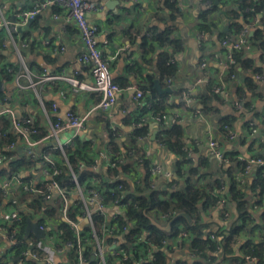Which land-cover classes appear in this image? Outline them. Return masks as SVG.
Instances as JSON below:
<instances>
[{"label":"crops","instance_id":"crops-1","mask_svg":"<svg viewBox=\"0 0 264 264\" xmlns=\"http://www.w3.org/2000/svg\"><path fill=\"white\" fill-rule=\"evenodd\" d=\"M37 1L41 0H0L6 6L8 19L14 16L18 9L26 10L31 7L33 2ZM84 1L97 7L95 11L87 14L86 19L90 25L98 28L95 39L96 46L106 61L113 82L120 87V92L116 95L115 104L108 110H93L100 100V95L82 90L74 93L71 91V85L67 80L46 83L42 86H37L35 90L30 88V79L19 63V58L16 55L9 35L4 31L0 32V38L4 40L5 44V47L2 46L3 49H0V55L3 56V61H0V67L12 68L16 74H19L17 81L13 75H10L11 80L5 79L7 78L6 76H0V82L2 83L0 92L4 96V102L0 103V117L7 115L10 125L13 120L31 117L34 125L37 123L45 133L42 136L45 138L43 144L39 145L35 142L27 144L19 137L17 131L12 126L10 127L15 137L13 152L16 153V158L30 157L34 162L32 168L22 169L24 179L33 182L44 180L35 157L42 150L52 153L54 148L64 146L67 141H75L76 138L89 141L93 145L91 152L95 156L94 160H98L100 165L99 172L103 173L106 171L110 158V150L106 147L109 135L115 136V142L119 149L122 150L128 142L132 131L137 127L146 125L147 133L144 136L145 138L143 141H139L142 154L148 159L150 165L158 164L164 173H171L175 177L174 186L171 182L173 188L181 181L177 176L178 168L185 173L192 168H197L199 171L197 184L199 186L211 185L217 181L218 188L215 189L214 194L218 196L219 189H222L225 194L228 201L227 207L230 219L225 222L221 213L215 211L214 207L208 209L206 213L202 212L203 222L208 224L206 233L224 232L234 223H239L237 205L230 199L228 186V172L233 167V164L219 165L214 161L211 157L208 141L217 142L224 153L237 152L238 159L251 158L250 151L256 148V151L259 152L258 145L260 143L264 145V50H257L251 47L248 52H244L245 57L251 59L254 65L260 69L259 74L255 75L249 72L245 75L242 69L238 67L235 78H229L226 77V69L213 58L214 55L222 58L224 53L218 33L219 31L223 32L225 27H227L225 33H228L227 35L231 37L238 36L240 31L234 34L230 22L222 13L212 15L215 22H217L216 20L219 21L216 28L211 29V31H203L205 34L204 42H202L198 37L202 31L199 28V15L204 8L197 0ZM209 1L211 3L208 8H222L223 3H225V0H218V4L214 5V0ZM55 13L58 15L57 18L54 17ZM171 13L175 15L173 20L170 19ZM262 17L264 19V15ZM250 19L249 16L245 18L243 14L240 15L238 21L242 25V29L247 24V21H251ZM259 25L260 21L257 26ZM164 31H169L171 38L182 42L183 47V50L176 53L171 60L176 71L170 77V82L167 81L168 78L162 79L160 77L155 65L157 55L165 50L170 51V48L165 45L154 44L153 51L145 54L141 52L140 48L144 37L160 34ZM253 31L254 29H251L248 34L249 37L253 34ZM23 33L26 34L24 38L21 36ZM13 39L18 46L21 42L27 43L26 48H20V54L26 69L27 66H38L43 69V75L63 74L66 78L74 79L87 85L92 84L88 68L79 61V56L84 50L82 40L75 25L65 19L61 9L53 6L46 8L32 21L28 29L13 35ZM202 60L207 62L205 70L200 67ZM30 74L32 73L30 72ZM221 74L225 80L227 98L231 102L239 101L241 108L236 109L231 103H226L219 96L222 101L215 103L218 108L217 112L212 114L205 113L201 110L198 105L199 100H197V96L204 92L201 86L209 81H217ZM258 75L261 79H257ZM245 76L253 78L256 84L254 91H249L245 88ZM149 77L153 79V88L155 79H158L161 88H171V92L168 94H159L154 89L159 96L169 95L166 100L169 106L164 115L159 116V121L155 117L156 114L144 109V100L148 95L146 94L143 99L139 100L135 97V90L133 89L134 87L139 88ZM200 78H202V81L198 83L197 80ZM31 80L35 81L37 77L35 78V75L32 74ZM46 103L50 104L48 111L45 108ZM53 104L55 108L52 107ZM68 112L75 114L77 117H86L84 130L77 132L74 129H70L58 131L56 135H52L50 124L63 121ZM143 116L146 117V121L140 123V119ZM223 117H227L231 121V130L238 135L235 141H229L225 137L223 133L224 127L223 131L220 129L219 119ZM175 122L179 123L183 128L181 137L182 150L187 160L183 164H179L182 159L178 154L173 153L165 145L156 141V136L160 130L168 129ZM249 122L255 124L257 133L253 134L249 131ZM154 134L155 139L152 140L151 138ZM132 157L127 158L124 164L132 160ZM2 168H7V164H0V169ZM137 169L136 175L142 179L146 173L145 169L140 166H137ZM3 179L4 176H0V186ZM249 180L250 178H248V183H250ZM163 182L168 181L161 179L156 183L155 187ZM22 195L24 194L19 193L18 187L14 186L8 192L7 201L4 202L2 200L0 204V260L2 264H15L16 262L13 260L18 257L13 254V247H11L7 234L3 231L5 225L1 224L7 222L8 203L16 202V205H18L16 199L19 197L21 199ZM256 198H258L257 195L250 188H247L243 193V200L247 203V211L253 222H250L249 226L239 234L231 256L241 258L243 255L242 246L248 241L255 243L263 241L262 232L264 229L259 231L258 229L256 230V227L259 226L261 228L263 224L264 202L261 200L259 205ZM27 200L26 202L20 201L17 211L23 216L30 215L31 219H28L33 221V223H36L33 217L40 213L46 216L54 215L55 212L50 213L49 208L44 206L40 212H34L29 207L31 204L29 199ZM71 200H74V197H71ZM50 205L52 204H46V206ZM167 222L166 220V222L157 223L165 226ZM44 227L46 236L43 239H37L31 233L29 238L25 239L27 248L29 250L34 249V245L41 241L51 251L54 264H76L75 258L71 257V249L62 246L61 240L58 243H50L48 245L44 243L46 240L52 241L48 236L51 231L50 228ZM221 238L220 236L219 239L221 240ZM115 240L118 243L115 250L118 251L119 245L123 240L122 236H115ZM107 242L110 244L111 241L107 240ZM111 246L109 245L108 247V256L112 255ZM166 246L171 247V250H173L168 253V258L174 261L173 264H195L197 261L196 257L186 247L177 248L172 239L165 243ZM55 247L59 248L60 251H55ZM219 248L220 251L216 255L221 253V242ZM85 251L87 254L92 252L93 245L88 244ZM112 256L118 257L116 255ZM231 256L226 253V258L219 257L217 263L230 264L231 261L228 258ZM90 257L94 259V255ZM27 260L35 264H42L41 260L37 261L32 258ZM113 264H117V260ZM242 264L254 263L245 260Z\"/></svg>","mask_w":264,"mask_h":264},{"label":"trees","instance_id":"trees-1","mask_svg":"<svg viewBox=\"0 0 264 264\" xmlns=\"http://www.w3.org/2000/svg\"><path fill=\"white\" fill-rule=\"evenodd\" d=\"M222 8L212 7L202 10L199 15V28L201 33L205 34L203 31H211V29L216 28L217 22L212 18V15L216 13H222V15L230 22V26L233 28L234 34L242 29V25L239 24V17L243 14V17L250 18L258 17L259 15H264V0H225ZM174 13V10H173ZM171 13L170 19H174V14ZM260 25L254 28L253 34L249 37V41L252 48L257 50H264V19L261 17L259 19ZM247 23V22H246ZM220 41L228 36V33H223L219 31ZM26 34L23 33L21 36L24 38ZM2 39L0 38V49H3ZM160 44L165 45L170 48V51H162L157 55L156 58V68L160 74V77L170 78L175 73L176 69L171 60L173 56L183 50L182 42L171 38L169 31H164L160 34L152 35L149 37H144L141 43V52L143 54L153 51V45ZM235 64L228 65L226 69V77L230 74H237V68L240 67L242 72L246 75L251 72L253 74H259L260 69L257 68L251 59L245 57L244 52H234L233 54ZM3 56L0 55V61ZM3 61V60H2ZM6 66L4 68L0 67V76H6L7 80H11V76L6 72ZM29 72L35 75V78L43 76V69L41 67L27 66ZM146 83V84H145ZM215 82L209 81L203 83V91L197 96L198 105L201 107L205 113H216L217 105L216 102L220 103L222 100L219 96L215 95L212 91V87ZM245 88L249 91H254L256 89V84L253 78L248 76L244 77ZM144 93L148 95L144 100L145 104L150 105L149 112L152 111L153 114H158L163 116L168 104L166 102L169 95H157L153 88V79L149 77L147 81L139 87ZM4 102V96L0 92V103ZM45 108H50V104L46 103ZM147 111V109H145ZM145 111V112H146ZM219 127L223 131L225 125L231 126V121L227 117L219 119ZM35 125L38 127V137L45 135L43 129H41L37 123ZM248 129L250 127L248 126ZM250 131V130H249ZM0 132L4 134L0 138V148L7 144L14 142V134L10 130V123L7 115L0 117ZM147 133L146 125L135 128L129 136L128 142L124 145L123 149L120 150L117 143L115 142V136L109 135L106 147L115 156H124L129 152H133L132 160L127 161L120 167L115 169H106L105 172H99L92 170V164L94 161V155L92 154L93 145L89 141L82 140L81 138H76L72 146L66 147L63 153L60 151H54L51 154L57 160V167L61 170V174L55 177V180L61 186L71 187V176L67 172V168L62 162L66 160L69 164L71 170L78 179V183L82 188H94L99 190L103 196L105 203H112L115 200H120L123 196L122 192H115L110 194V191L114 189L115 182L111 179L118 173L127 175L128 178L125 181H121L120 184L123 185V190H125L127 195L126 207L124 213L116 218V223L118 224V229L122 225L127 226L128 231L123 232L117 230L118 235L122 236V242L119 245V250L127 256L126 264H136L147 260L143 264H167L168 253H171V247H165V241L174 239L178 232L180 225H187V221L183 218L178 219L171 225V229L168 232L162 231L155 225L152 221L164 222L160 220V214L168 213L169 217L167 221H170L176 214L185 213L190 217H195L196 224L192 227H186L189 232L188 240L184 241L181 248H187L197 259L195 264H218L217 260L219 257L226 258V253L230 254L233 252V248L237 242L239 234L244 231L250 222H253L252 217L247 211V203L243 200V193L247 188L257 195L259 200L257 204L260 205L262 197L264 196V167L254 168L250 173V180L248 179L246 184L240 186L239 182L235 178V171L242 169L244 162L239 161L237 157V152H228L231 160L233 162V167L229 169V195L230 199L236 203L238 211V224L234 223L224 232L218 233H206L208 229V224L203 222L201 217L202 212L206 213L208 209L214 207L219 196L214 194L215 189L218 188V182H214L211 185L199 186L198 181V169L192 168L188 172L181 171L180 168L177 170V176L181 181L177 183L175 188L172 187L171 182H163L157 187H152V182L149 177V166L150 163L148 159L142 154L141 145L139 143V138L144 137ZM225 134V132L223 131ZM183 134V128L179 123H174L168 129H161L156 136V141L160 144L165 145L166 148L171 150L173 153L178 154L181 157V162L179 164L186 163L185 155L183 152V144L181 137ZM259 157H264V145L260 143L258 145ZM111 154V155H112ZM126 156V159L128 158ZM3 157L5 158V164L7 168L0 169V176H5L15 171L27 170L34 166V162L30 157L16 158V153L13 151H4ZM137 166L143 167L145 169V175L141 180V186L136 187L133 184V178L137 177ZM95 180V181H94ZM132 182V184H131ZM31 203L29 205L30 209L34 212H40L42 210V204L36 196L31 194L22 195L20 201ZM3 197L0 193V204ZM52 213V211L50 212ZM78 211L73 209L71 211V218L75 219L77 217ZM22 220L20 222V232L17 238L20 244L13 248L15 255L20 256V253L27 249V244L24 239V227L26 221L31 219L30 215H21ZM97 225L102 222L101 218L96 217ZM262 228L264 229V211L262 212ZM166 222V221H165ZM184 226V225H183ZM58 237L62 243L75 241V235L69 228L67 224L61 221L58 226ZM213 234L215 236L214 240L209 239V235ZM86 235V234H84ZM222 237L221 240L219 237ZM114 238H108L111 241ZM144 239V242H143ZM222 244L221 253L214 254L217 247ZM35 244V242H33ZM132 245V246H131ZM132 247L134 250H131ZM145 250L151 252V257L145 256ZM33 252L37 253L38 257L41 259L44 254L37 251L34 245ZM71 257H75L76 251L74 249L70 250ZM243 255L241 258L231 256L228 259L231 261L230 264H242L245 262V257L247 255L251 257H256L259 263H264V242L255 243L248 241L242 246ZM111 256V257H110ZM120 257H114L109 255V259L117 260V264H122L120 262ZM24 264H35L27 259H22ZM0 264L1 260H0ZM107 264L108 263L107 261Z\"/></svg>","mask_w":264,"mask_h":264},{"label":"built area","instance_id":"built-area-1","mask_svg":"<svg viewBox=\"0 0 264 264\" xmlns=\"http://www.w3.org/2000/svg\"><path fill=\"white\" fill-rule=\"evenodd\" d=\"M204 9L208 8L210 5L209 0H197ZM56 7L63 11L64 17L67 21L72 22L82 40L84 50L79 56V61L83 63L89 70L90 76L92 78V84L87 85L82 82H79L74 79L66 78L63 74H44L41 77H38L37 80L32 81V74L26 69L23 59L21 57L20 48L24 49L27 47L26 42H21L19 46L15 43L13 39V35H17L19 32V28H22L26 25L29 20L37 17L43 10L48 7ZM96 6L92 3L86 2L84 0H41L37 2H33L30 8L26 10L18 9L16 13H14L15 23H11L6 16V6L4 3L0 2V32L4 31L9 35L11 42L15 48L16 55L19 58V63L21 67L24 69L25 74L30 79V88L36 89L37 86H42L46 83H54L58 80H67L71 85V91L77 93L78 91H89L92 93H98L100 95V100L97 105L93 108V110L101 109L108 110L111 108L116 102V95L120 92V87L113 82L111 75L109 73L106 61L103 59L101 52L98 50L95 39L98 33V28L94 25H90L87 22L86 16L88 13L96 10ZM54 17H58L55 13ZM262 15H259L257 18L253 17L247 21V24L240 30L238 36L231 37L230 35L224 37L220 45L224 48V53L222 58H219L218 55H214V60H217L219 65L223 66L227 69L228 65H234L235 60L233 57L234 52H248L251 48V44L249 41V32L251 29H254L259 24V19ZM199 39L204 42V34L200 32ZM47 43V42H46ZM45 43V44H46ZM2 44L5 47L4 40H2ZM200 67L202 70H205L207 67V62L202 60L200 63ZM21 68V69H22ZM22 69V70H23ZM6 72L9 75H13L15 80H18L19 74L15 73L12 68H7ZM223 75H219V79L215 81L212 91L215 95L220 96L226 103H231L233 107L236 109H240L241 105L239 101H229L225 93V80L222 77ZM235 74H230L229 78H235ZM257 79H261L258 75ZM170 78L167 79L170 82ZM202 78L198 79L197 82L201 83ZM0 89H2V83L0 85ZM135 90V97L137 99H143L146 95L142 90L138 87L133 88ZM55 108V105H52ZM145 109L149 110L150 105L145 104ZM152 113V111H150ZM157 120L159 121V115H155ZM146 121V117L143 116L140 119V123H144ZM86 117H77L75 114L68 112L65 115V119L63 121H57L55 123L50 124V128L52 131V135H56L58 131H65L74 129L77 132H81L85 128ZM139 123V125H140ZM13 127L19 135V137L25 141L27 144L35 142L36 144H43L44 137H37L38 130L34 125V121L31 117H23L19 120H13L10 127ZM249 127L251 133H257V128L253 122H249ZM225 137L229 141H235L238 138V135L234 133L231 128L227 125L224 126ZM4 134L0 132V138L3 137ZM145 137L139 138V141H143ZM34 140V141H33ZM73 140H69L65 143L64 146H59L54 148V151H60L63 153L64 148L72 146ZM208 147L210 149L211 157L216 161L219 165H232L233 162L231 157L224 153L219 147L218 143L210 140L208 141ZM15 148V142L7 143L0 148V164H5V158L3 157L4 151H13ZM110 158L107 163L106 169H115L124 164L126 160V156H117L113 155L111 152ZM112 154V155H111ZM133 156V152L128 153V158ZM40 166V173L44 180L39 182H33L31 180H25L22 170L15 171L10 174L4 176L0 186V193L3 197L4 202L8 199V192L14 187H18V191L20 194H31L36 196L39 199L42 206L45 208H49L50 212H55L57 210L61 216V221L69 226L73 234L75 235V241L64 242L62 246L67 249H74L76 251L75 261L76 264H107L106 254L108 252L109 245L111 246L112 255L121 256L120 262L122 264H126L127 256L123 253L122 250L117 249L118 243L115 240V236H118L117 230H121L123 232H127L128 228L125 225H122L120 229H118V224L116 223V218L119 215L124 213L126 207V198L127 195L125 190H123V185L120 184L121 181H125L128 178L127 175H123L122 173L116 174L111 180L115 182V187L110 191V194H114L115 192H122L123 196L120 200H115L114 202L105 203L103 194L94 188H82L78 183V179L71 170L69 164L66 160H62L64 165L67 168V172L71 176V187L61 186L55 180L57 175L61 174V170L57 167V160L51 154L50 151L42 150L41 153L35 157ZM237 158V157H236ZM238 159V158H237ZM239 161L244 162L243 168L235 171V178L239 182L240 186L246 184V181L249 177V173L254 168H263L264 167V158L263 157H251L248 159H238ZM92 170L99 171L100 165L98 160L95 159L92 164ZM10 170V168H8ZM149 177L154 188L159 180H165L168 182H172L173 186L175 185V177L171 173H164L162 168L158 164H152L149 166ZM141 180L138 176L133 178V184L136 187L141 186ZM95 181V180H94ZM218 193L219 199L216 201L214 205V210L221 213L224 221H228L230 219L229 210L227 207L228 201L225 194L222 192V189H219ZM71 197H74V200H71ZM262 201L264 202V196L262 197ZM51 202L52 205L46 206L47 203ZM12 205H15V209H13ZM16 202L8 203V215L7 222L3 227V231L7 234V237L11 243V247L16 248L20 242L17 238L18 233L20 232V222L22 220L21 214L17 211ZM76 209L78 211L77 217L75 219L71 218V211ZM115 209V210H114ZM110 213V214H109ZM101 218L102 222L97 225L96 217ZM160 220L166 221L169 217L168 213L160 214ZM33 222V221H32ZM163 223V222H162ZM39 230L45 231V227L37 223ZM196 224V219L191 217V222L187 225L183 224L179 226V232L177 236L172 239V242L175 244L177 248H181V245L184 241L188 240L189 232L188 227H192ZM86 234V235H84ZM46 236V235H45ZM52 239V237H50ZM107 238H114L111 240L110 244L107 242ZM210 240H214L215 236L213 234L209 235ZM262 239L264 242V231L262 232ZM144 242V239H143ZM168 242L165 241L164 243ZM88 244L93 245V251L90 253H86V246ZM132 246V245H131ZM32 247V246H31ZM35 248L37 251H40L44 254L43 258H39L37 253L33 252V249L29 250L28 248L23 250L18 256L19 260L15 264H24L22 259L32 258L34 260H41L42 264H54L52 260V253L44 246L41 241H38L35 244ZM131 250H134L130 247ZM55 251L59 252L60 249L55 247ZM220 251L219 246L217 247L215 253ZM91 255H94V259H91ZM145 256L148 258L151 257V252L149 250H145ZM245 260L254 264H264L259 263L256 257H251L247 255ZM147 262V260H143L139 262V264H143ZM173 260L168 258L167 264H173Z\"/></svg>","mask_w":264,"mask_h":264},{"label":"water","instance_id":"water-1","mask_svg":"<svg viewBox=\"0 0 264 264\" xmlns=\"http://www.w3.org/2000/svg\"><path fill=\"white\" fill-rule=\"evenodd\" d=\"M218 4V0H214V5ZM36 18V17H35ZM34 18V19H35ZM29 20L26 25L22 28H19V32L28 29V27L31 25L32 21L34 20ZM9 21L11 23H15V17L12 16ZM226 28L223 30V32H226ZM252 33V32H251ZM250 33V35H251ZM1 85V82H0ZM154 89L159 93V94H168L171 92V88L167 87V88H161L159 85V81L158 79L154 80ZM152 140L155 139V134L152 136L151 138ZM51 204V202H49ZM183 218L185 219L188 223L191 222V218L189 215L185 214V213H178L176 214L170 221L167 222V224L165 226L159 225L157 222L152 221L153 225H155L156 227H158L159 229H161L162 231L168 232L171 229V225L177 221L178 219ZM33 233V235L37 238V239H43L45 236L44 231L39 230L38 226L36 223H33L31 220H27L25 228H24V239H28L30 234ZM93 258V256H92ZM19 260L18 257H15V259L13 260L14 262H17Z\"/></svg>","mask_w":264,"mask_h":264},{"label":"rangeland","instance_id":"rangeland-1","mask_svg":"<svg viewBox=\"0 0 264 264\" xmlns=\"http://www.w3.org/2000/svg\"><path fill=\"white\" fill-rule=\"evenodd\" d=\"M257 153L258 152L256 151V148L250 151V155L252 157L256 156ZM19 199H20V197L18 199H16L18 205L20 203ZM256 199H257V201L259 200V198H256ZM12 207H13V209H15V205H12ZM33 220H34V222H37L40 225H43V226H46L47 228H50L51 231L48 233V236L49 237L52 236V241H49V240L44 241V243L46 245H48L50 243L53 244V243L60 242L57 229H58V226L61 224L62 219H61V216L57 210H55V213L52 216H46L43 213H40V214L34 216ZM5 224H6V222H3L1 225H5ZM261 228H262V226H261ZM261 228L259 226H257L256 230L258 229L260 231ZM13 254H15V252ZM106 258H107L108 263H110V264H113L114 262H116V260H114V259L111 261L107 254H106Z\"/></svg>","mask_w":264,"mask_h":264}]
</instances>
